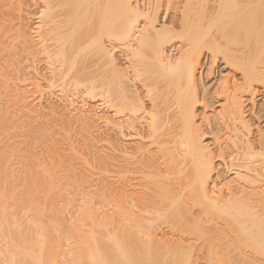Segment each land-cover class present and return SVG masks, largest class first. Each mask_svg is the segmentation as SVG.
I'll return each mask as SVG.
<instances>
[{
	"label": "bare ground",
	"instance_id": "bare-ground-1",
	"mask_svg": "<svg viewBox=\"0 0 264 264\" xmlns=\"http://www.w3.org/2000/svg\"><path fill=\"white\" fill-rule=\"evenodd\" d=\"M216 1V6L213 5L215 8L212 6L216 14L212 17L216 18L214 24L218 29L215 32L220 40L218 37L213 38V35V54L221 55L218 53L224 52L221 58L228 60L225 63L232 66L230 71L238 72L240 75H237L242 78L239 77L242 82H237L233 77L235 74L232 76L233 73L226 72L228 75L222 78L221 87L214 91L216 96L223 99L224 104L222 110L214 114L213 124H216L218 130L223 128L226 134L223 139L225 144L215 140L217 145L214 150L223 161L227 154L234 156L229 166L235 167V175L225 183V187L219 186L221 188L218 191H215L217 185L212 181L215 151L205 143L203 130L195 122L194 105L199 102L198 91L203 89L197 88V75L201 68L197 46L200 42L196 30L199 22L190 24L188 19L182 21V29L189 31L188 47L180 50L181 54L172 61L163 49L164 43L171 41L173 29H154L155 21L151 19L149 11L140 9L133 0H0V53L4 58L3 61L0 58L3 62L0 66V82L7 86L10 85V79L15 78V74L14 78H9L8 72L14 55H25V61L30 63L28 68H31L27 71L31 72L35 65H32L34 57L38 52L42 53L47 64L51 65L49 69L46 66L48 76H38L36 70L32 72L31 88L16 93V97L22 99L21 109L28 112L30 120L41 117L38 122L46 123L47 120L42 122L47 117L44 112L43 119V115L39 116L31 108V100L36 95L29 99L30 96L26 94L32 92L38 97L45 94L48 96L53 95L58 88L61 95L56 99L62 103L56 104H63L60 109L65 110V120L72 122L75 118L88 133L81 147L98 149V153H93L90 158H80L77 155L78 149L66 137L70 156L80 160L76 163L79 170L89 172L98 180L97 188L93 191L100 197L99 203L106 206L105 216L99 222L100 233L95 230L92 208L84 213L83 220L88 227L75 231L83 258L80 264H264V126H254V122H249L246 113L254 110V104L251 100L252 106L249 109L242 101L244 94L254 92V83L259 87L256 91L264 96V0ZM141 18L145 20H142L143 23H140ZM93 20H98V25L100 22V28ZM95 28L105 29L109 38L126 45L134 60L143 54L141 47L153 49V67L157 72L162 70V74L157 73L160 78L156 77L154 71L157 79L154 78L153 83L150 78V84L147 83L145 87L147 95L151 93L153 100L160 98V101L152 100L149 116L147 112L149 121L145 118V123L137 125L135 115L147 108L139 95L140 91L136 92L129 84L131 81L128 82L123 69L125 66L122 68L118 65L111 52L112 48L103 44L94 46L95 52L100 50L104 64L107 65L106 76L102 80L104 88L100 83L105 93L103 98L109 99L108 103L112 101V107L109 106L112 110L115 108L112 111L115 115L124 114V109L130 111L129 116L123 115L128 118L125 117L122 122L105 117L102 124L107 130L104 133L108 134H100L105 138L99 137L100 127H96L99 126L96 125L98 118L94 119L96 116L92 110L83 108L82 104L78 107L77 103L76 107L74 99V103L67 101V96L76 93L81 85L85 86V79L82 81L84 77H77L85 74H81L83 66L79 67L80 74H75L78 66L84 65V62L77 66L75 61L81 62L76 57L77 54L81 56L83 50L78 53V49L91 41ZM94 31L97 32L96 29ZM90 54L92 57V52ZM232 56L234 58L230 59ZM29 58H32L31 61ZM235 58L239 60L232 64ZM146 65L143 68L136 66L134 74L137 76L132 74L133 77L151 71L152 66L148 69ZM166 73L170 75V81L174 82L169 81V86ZM229 73L233 77L232 84ZM161 79H165V84ZM219 83L217 86H220ZM90 86L85 87L88 93L95 87ZM206 88L203 90L207 95L210 89L208 91ZM161 98L169 105L167 108L164 107L166 103L160 104L163 103ZM171 104L174 109H169ZM262 109L253 112L260 113ZM52 110L50 116L46 113L50 118H55L59 112L63 113V110H59L55 115V109ZM260 115L257 117L260 118ZM50 118L48 123L54 119ZM124 138L128 142H123ZM23 146L24 143L21 148L25 152L26 144ZM3 156L1 154L0 157V180L5 177ZM36 164L42 167L43 175L50 173L40 160ZM225 167L224 163L222 168ZM27 187L32 189L31 184ZM0 218H4L3 208H0ZM49 224L56 225L55 222ZM52 230L56 232V229ZM41 242L42 246L36 252L17 241L14 244L18 252L10 255L9 260L18 264H60L63 252L56 234L54 238L44 233ZM19 257L23 258V262L17 259Z\"/></svg>",
	"mask_w": 264,
	"mask_h": 264
},
{
	"label": "rangeland",
	"instance_id": "rangeland-1",
	"mask_svg": "<svg viewBox=\"0 0 264 264\" xmlns=\"http://www.w3.org/2000/svg\"><path fill=\"white\" fill-rule=\"evenodd\" d=\"M133 1H134L133 3L137 4L140 7V9H142L143 11L145 10L146 12L149 11L148 13H150L151 19H153V22L155 21L153 23V26H155L154 29L160 30L165 27L173 29L174 33L171 37V41L170 40L169 42L166 41V43H164L165 46L163 49L164 52H166L165 54L167 56L169 55L172 61L178 58L179 56L178 54H181L180 50L181 51L185 50L188 47L189 31L187 30L184 31V29H182L181 27L182 21L184 19H186L187 21L188 19V23L190 24H192V22H197V23L199 22L197 25H199L200 27L198 26V29L196 30L198 34V41L200 42L197 45L199 48L198 47L197 48L200 51L199 57H200V67L201 68H199L200 70H198L199 74L197 75V82L199 83V85L197 86V88L199 87L198 89H200V87H202L203 89H205L206 87H208V91L209 89L210 91H209V94L207 93L208 95L207 96L206 93H204L205 91L203 89L202 90L200 89L199 91L197 89L198 91L197 95H199L198 96L199 102H196L194 105V108L196 111L195 122L197 125H200L201 129L203 130V133H204L203 139L205 143L209 144L210 149L214 152L215 145H217V142L215 140L217 139L220 140L219 143L224 145L225 141H223V139H225L226 137V134L223 128H221L222 130L221 129L218 130V127H216V124H213V119L215 117L214 114L217 112L219 113L222 110V105L224 104L223 99L216 96L217 94L215 95L214 91L216 90L217 87L218 88L221 87V84L223 81L222 78L224 77L225 74L228 75L227 73L231 70L230 68L232 67V66L230 67L229 65L227 66L226 61L228 60L225 59L224 61L221 58L224 56L225 54L224 52L218 53L221 55H217L215 52H214L215 54H213V51L215 49L214 48L215 40L213 38L217 39V37L219 36L218 33L216 34L215 32V30L217 31L218 27L215 25L216 18L214 19L215 17L214 15L216 13L214 14L215 9H213L215 8L213 5L216 6L217 1L216 0H204V1L197 0L198 2L196 0H133ZM193 10H196V11H193ZM152 16L153 17L155 16L154 17L155 19ZM96 19H99V17L98 18L96 17ZM142 20L145 21L144 19L141 18L140 23H143ZM95 21L93 20L94 24H96L98 20H95ZM98 23L100 25V22ZM211 24H213L214 26L213 25L211 26ZM96 25L97 27L99 26L98 24ZM141 26L140 28L143 30L144 26H142L143 28ZM95 29L97 30V32L94 31ZM95 29L93 30V33H92L93 36L90 39L93 43L91 41H88L87 45H83V47H81L83 49L79 48L78 53H80L79 51L83 50L80 53L83 56L82 55L80 56L77 54L76 59H78V61H80L81 59V62L75 61L77 66L81 64L82 62H84V65L78 66L77 73L75 74L76 75L80 74L79 67L83 66V72H81V74H84V73L85 74L80 75V76L77 75V77L79 78L81 76L84 77L83 80L82 79L81 80L84 81L85 79V82H83L85 86L81 85L80 89L77 90L78 92L76 91V93L74 92L75 94L73 93L74 95L72 93H71L72 95L69 94L70 96H67V98L69 97L67 101L73 102V103L75 101L74 104L76 105V107H77V104L79 105L78 107H80V104H82L84 105L82 106L83 108L85 107V109L87 110L88 109L92 110V112L96 116L94 119L96 120L98 118L96 120V122L98 121L96 125H99V126H96V127L97 129L100 127L98 129V131L100 130L98 132L99 137L105 138L106 136L104 137L100 135V134L105 135L106 133L108 134V132L104 133V131H107V130H106V126L102 124L104 123L105 117L107 118L110 117L114 121L116 119V122L118 121L122 122L125 119V117H127L123 115L129 116L130 111L128 112L127 111L128 109L126 110L124 109V114L115 115V113L112 112L115 110V108L114 110H112L113 108H110V106L112 107V105H110L112 101L110 100V103H108L109 99L103 98L105 96L103 94L105 93L103 91L104 89L101 90V87L104 88L103 87L104 82L102 83V80L106 76L104 74L106 72L107 65L104 64L105 60L103 59V55H100L101 53L100 50L97 48L99 51L96 50L95 52L96 48H94V46L95 45L97 46L98 44L99 45L103 44L109 47V49L112 48L113 50L111 49V52L115 56V59L118 65L121 66L122 68L125 66L123 69H125L124 71H125V74L127 75L126 77H128L127 79L128 82L131 81V83L129 82V84L133 86L132 88L135 89L136 92L140 91L139 92L140 94L139 93L137 94L141 95L142 102L147 108L145 111L143 110L144 109L143 108L140 112L137 113V115H135L136 120L138 121L137 125L141 124V122L142 124L145 123L146 121L145 118H148L147 120L149 121V117H147V112L149 116V112H150L149 108L151 107L150 105H152L151 103L154 97L151 93L150 94L148 93L149 95L146 94L147 91L145 90L146 89L145 87H147V83L150 82L149 80L150 78H152L151 82H153L152 80L155 78L154 71H156V69H154L155 67H153L155 56H154V50L150 49L148 46H145L143 47V49L141 47V52L143 54L141 55L140 53L141 56L140 57L138 56V59L134 60V58H132L133 56H132L131 50H129V48L126 45L120 44L119 41L111 37L109 38V36L106 34L107 32L105 29L104 30L103 29L99 30L97 28ZM99 32L102 34V36L101 34H99ZM95 39H98V40H95ZM212 39L214 40V42ZM96 42L97 44H95ZM88 48L91 49L92 57H91V54L89 55V53L91 52ZM86 49H88V51ZM38 53L34 57L35 61L33 60L34 62H32L33 63L32 65L35 64L34 65L35 69L33 68L31 72L27 71V70H30L31 68H28L29 62L25 61V58H24L25 55H22V54L14 55L12 57V61H13L12 65L9 66L8 68L9 78H14V77L15 78L18 77V78L16 80L15 78L10 79V85H7V86L4 85L5 84L4 82H0V157H1V154L2 155L4 154L2 158L4 159V162L6 164V166L3 167V169L5 170L4 172L5 177L0 180V208H3V216H4V218H0V264H18L16 261L12 262L9 260L10 255H12L14 252H16L17 254L18 252V248L14 244L17 241H21V243H23L24 246L30 247L37 252L42 246L41 239L44 233H47L48 235H51L54 238L56 234L57 240L60 241L62 245V252H63L61 256L60 264H80L81 259L83 258H81L82 256L81 251H80L79 245L76 242L77 239L75 237V231L78 228L84 229L88 227L85 221L83 220L84 215H85L84 213L87 210H89V208H92L94 212L93 214H94L95 230L100 233L99 222H101V220H103L105 216L106 206L103 203H99L100 197L96 195L93 191L94 189L97 188L96 183L98 180L95 179V176H91L89 172L79 170L78 168L79 166L76 163L79 162L80 160L78 159L76 160L70 156L71 153L67 149V138L66 137H69L70 140H72L74 146L76 147V149H78L77 155L80 158L81 157L90 158V156L93 153L94 154L98 153V149L91 148L89 146L86 147L87 149L81 147L83 144V140H85L88 137V133L80 125L81 122H78V120L77 121L74 120L75 118L74 119L71 118L73 121L70 119V121L72 122H68L65 120L64 118V116H66V114L64 115L65 110L60 109V108H63L61 107L63 104L61 105L56 104V103H62L61 100H60L61 102L58 100L61 95L60 92H58L59 91L58 88H56L58 91L55 90V93H53V95L51 94H49L48 96L47 94L40 95L41 98H39L40 96L38 97L37 94H32V92H29V93L27 92L26 96L29 95L30 96L29 99H32L34 98L33 96L36 95L34 100H31L33 101V105L31 106V108L33 107L32 110H35L36 113L38 112L39 116H42L44 112L45 117L46 116L48 117L49 113L51 111H54L52 109H55V115L59 112V110L60 111L63 110V113L59 112L57 114V116L59 115L58 116L59 118L56 116L57 117V118L55 117L56 119L54 117H53L54 119L50 117H48V119H46L47 117L44 119V115H43L42 118L44 120L43 121L41 120V121L44 122L47 120L46 123H41L40 121L38 122V120L41 118L39 116H38L39 117L38 120L37 118H32V119L37 120V122H35V120L34 121L30 120L28 116V112H26L25 109L24 110L21 109L22 99H18L16 97V93L17 91H22V89L24 90V88L26 89L31 88L29 85L31 83L32 77L34 76L32 72L37 71L36 73L39 74L38 76L42 75L41 77H45L44 75L48 76V69L50 68L51 65L49 66L47 64L48 61L45 59L46 57L44 58V55H42V53H40L41 55ZM215 56L217 57L214 59ZM0 58H2V61L4 60L2 55L0 56ZM82 58L84 61L82 60ZM233 58L234 56H232L230 59H233ZM237 58H235V61H233L232 64H234L235 62H238L239 59L237 60ZM29 59H30L29 61H31L32 58H29ZM2 61H0V64L3 63ZM146 62H147V65H146ZM143 65L144 67L146 65L148 69L150 66H152L150 67L152 72L151 71L148 72L147 70L146 74H144L145 72H142L143 74L142 76H140L141 75L140 74L139 75L140 77H136L137 75L134 74V72L136 71L135 70L136 66L143 68ZM0 66L2 67V64ZM46 66L48 67V69ZM84 66L87 69L84 68ZM12 72L14 73L12 74ZM157 73L162 74V70L158 72L156 71V77H159V75L157 76ZM230 73H233L232 76L235 74V76L233 77L234 79L237 80V82L240 81L239 79L241 77L238 76L240 75L238 74V72L234 73L230 71ZM132 74L136 76L133 77ZM236 75H237V78H236ZM218 76L219 77L222 76V77L218 79L219 78ZM232 76L230 74V79H229V81L231 82V83L229 82L230 84H232L233 82L231 80ZM166 78L167 77H165V79ZM169 78H170V75L168 76V79ZM165 79L163 80L161 79L163 84H165V82H163ZM170 80L172 79H169L168 81H166V83L168 82V85L166 84L167 86L171 85L170 82L172 81ZM199 80H201V84ZM100 83H102V86ZM145 83H146V86H144ZM162 83L159 82L160 86L163 85ZM218 83L220 84V86H217ZM90 85L92 87L93 85L95 86L93 87L94 92L91 91V93L93 92L92 95L91 93H88L86 91L87 88L85 90V87L89 88ZM200 85H203V86H200ZM218 88L217 90H219ZM252 89L254 91L252 92V94L246 93L247 95L245 94H244L245 96L243 95L242 97L243 103L247 105V108L249 107V109L251 108L252 104H254V110H257L259 108H263V109L260 113H257V112L255 113L253 112L254 110L251 111L252 113L247 112L246 118L250 120L249 121L250 123L254 122L253 123L254 126L258 125V127H261V126L263 127L264 126V105L262 103L264 102V96H262L260 92L256 91L257 89H259V87L257 88L255 83ZM210 92L213 93L212 96ZM87 94H90V95H87ZM150 96H151V99H150ZM250 97L252 99H250ZM38 98L40 100H38ZM162 99L163 98H161V101ZM156 100L157 99L153 100V102ZM251 100H252V104H251ZM157 101H160V98H158ZM49 102L54 103L55 105H52ZM169 102L171 103V101ZM164 103H166V101L160 104H164ZM40 104H41V107H40ZM50 104H51V107H50ZM165 105H164L165 108L169 106L167 103ZM171 105L172 106L169 107V109H172V108L174 109L173 104ZM37 108L38 109L41 108V110H37ZM60 113H61V116L63 114L62 117L64 119H62V117L60 116ZM73 115L71 114L72 117ZM76 115H78L77 112H76ZM258 115H260L261 117L260 118L257 117ZM130 117H132V115H130ZM49 118L53 119V121L51 120L52 122L49 121L50 123H48ZM123 124L125 126V123ZM214 127H216L217 129ZM125 131H129V129L128 130L125 129ZM123 142H128V139L124 138ZM22 143H24V146L26 144L25 152H24V148L23 149L21 148ZM103 150L105 151V149ZM216 150H217V147H216ZM227 155H225L224 161H223V159H220V157L218 156V153L216 151L214 152L215 169L213 171L212 181L217 185L216 187H219L221 185L225 187V183L227 181H230L232 177L235 175V172H234L235 167L229 166L231 165L230 163H232L230 160H232L234 156L232 157L230 155L228 156ZM233 155L235 154L233 153ZM39 160L46 167V170L47 171L49 170L50 173L48 175H43L42 167H39V165L36 164ZM222 162L225 163V166H226L225 168H222L224 165V163ZM226 162H228V166L226 165ZM74 168L76 169L75 171H73ZM213 179L217 181V183H221V184L220 185L217 184ZM29 184H31L32 189H29L27 187ZM216 187H215V191H218V189L221 188V187L219 188H216ZM26 188H28L29 190H25ZM49 222H55L57 226L56 225L52 226L49 224ZM52 228L56 229V232H54ZM17 259L20 261L22 260L23 262V258L19 257Z\"/></svg>",
	"mask_w": 264,
	"mask_h": 264
}]
</instances>
